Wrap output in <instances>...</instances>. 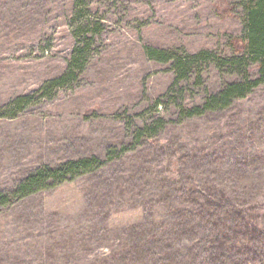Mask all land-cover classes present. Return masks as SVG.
<instances>
[{"label": "rangeland", "instance_id": "1", "mask_svg": "<svg viewBox=\"0 0 264 264\" xmlns=\"http://www.w3.org/2000/svg\"><path fill=\"white\" fill-rule=\"evenodd\" d=\"M241 2L0 0V109L64 71L82 20L99 24L75 82L2 111L0 194L41 167L104 162L0 206V264H264V84L188 117L181 105L236 75L210 64L174 87L170 62L146 53L229 54Z\"/></svg>", "mask_w": 264, "mask_h": 264}, {"label": "trees", "instance_id": "2", "mask_svg": "<svg viewBox=\"0 0 264 264\" xmlns=\"http://www.w3.org/2000/svg\"><path fill=\"white\" fill-rule=\"evenodd\" d=\"M243 30L239 43L231 47L229 54H216L213 51H200L196 54H177L165 50H146L147 55L160 62H170L175 73L176 87L181 81H187L196 72L200 76L202 68L215 64L219 69L236 75V80L225 85L220 91L209 94L201 105L187 108L180 106V114L188 117L199 116L206 111H215L228 107L233 100L249 95L254 89L264 84V0H242ZM92 28L93 32L89 29ZM99 24H93L84 19L77 26L74 36L76 44L64 71L56 78L46 81L32 95L20 96L14 99L3 112L16 116V113L26 108L31 101L37 98H51L58 89L68 86L76 81L84 69L89 52L93 46L94 32ZM89 31V32H88ZM90 34V35H89ZM252 69L256 75L252 74ZM176 91L167 93L176 94ZM178 94V93H177ZM166 95V96H167ZM162 119L157 122H162ZM157 127V123L138 129L135 139H141L146 133ZM125 151L122 148H109L107 160L119 157ZM104 162L98 157L67 161L56 167H41L22 178L10 193L0 194V206L7 205L12 199L24 198L39 191L55 187L68 180L97 170ZM248 227V224H245Z\"/></svg>", "mask_w": 264, "mask_h": 264}]
</instances>
